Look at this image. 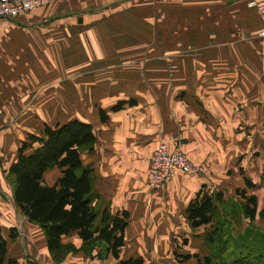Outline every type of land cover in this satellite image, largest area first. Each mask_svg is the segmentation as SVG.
Wrapping results in <instances>:
<instances>
[{
  "label": "crops",
  "instance_id": "1",
  "mask_svg": "<svg viewBox=\"0 0 264 264\" xmlns=\"http://www.w3.org/2000/svg\"><path fill=\"white\" fill-rule=\"evenodd\" d=\"M126 1L52 0L42 10L22 14L16 19H0V228L8 242L9 256L20 264H120L121 260L138 258L145 264H199L198 259L207 255H204L203 233L208 225L195 229L190 227L185 211L200 188L210 183L209 176L189 178L176 173L158 190L150 188L147 183L149 160L160 140H176L179 147L185 148L193 157L192 149H197L198 155L202 154L197 141L192 142L186 133V142L181 143L180 133L183 134L186 121L165 103L169 100L168 94L164 95L156 88L154 92H148L147 86L141 89L134 87L131 92V84H147L145 62L136 68L139 71L135 72L134 78L130 71L126 75L125 62L118 64L122 65L118 68L124 69L121 71L112 70L113 65L102 67L101 72L95 75L87 76L83 71L92 63L90 56L94 54L84 46V39L90 36V42L94 44L96 36L97 46L94 47H100L102 54L111 53L109 50L114 48L109 40L104 39L108 29H101L98 25L94 28L93 25L89 28L92 34L87 35L89 29H85V25L88 21L107 18L104 12L90 10ZM192 1L186 0V3L192 4ZM229 1L196 0V3L200 2L204 7L206 2L209 9L218 5L219 10L226 11L225 5ZM251 1L234 0L231 5L254 10L259 23L256 10L249 6ZM207 16H210L209 12ZM190 17L185 16L186 23L179 24L176 29L182 30L183 26L187 30L194 28L189 23ZM85 53L88 54L85 56ZM53 68L62 69L60 80L56 81L60 85L55 88L58 91L53 93L49 88L37 99L36 86L52 84ZM104 71L106 73H102ZM248 82L257 85L258 77L250 76ZM249 97L258 100V89H251ZM131 101L136 103L126 104L120 111H112L119 102ZM102 110L106 112V122L101 120ZM57 115L60 118L74 116L60 123H50V118ZM37 116L50 126L75 119L93 126L96 143L92 152L82 154V161L95 172L92 204L100 216L98 223L105 211L112 216L128 214L119 259L109 251L106 243H85L75 232L64 236L62 243L73 245L76 251L68 253L61 262L55 261L42 229L30 223L16 206L7 174L18 160L22 142L29 134H38L33 132L35 125H32ZM250 117L252 126L249 129L259 131V108H251ZM46 124L43 123L42 130ZM221 124L223 122L220 121L219 127ZM21 125L25 128L21 129ZM261 125L260 131L264 132V120ZM256 147L258 149V144L250 146L251 149ZM257 153L253 156L251 152L244 161L247 168H244L243 176L251 182H262L256 193L251 194L256 198L255 217L253 221L244 217V223L264 232V221L259 216V211L264 208V157L259 156V151ZM218 154L217 160L206 158L208 164L218 163L225 167L226 150ZM204 159L205 156L199 161ZM59 177L61 171L55 168L45 174L44 180L52 186ZM259 202L261 209L257 207ZM228 214L223 213L222 216ZM240 216L243 218L242 212ZM12 230L15 234L13 239L10 237ZM182 243L184 245L178 250L177 246ZM185 255L189 259H182L181 256Z\"/></svg>",
  "mask_w": 264,
  "mask_h": 264
},
{
  "label": "rangeland",
  "instance_id": "2",
  "mask_svg": "<svg viewBox=\"0 0 264 264\" xmlns=\"http://www.w3.org/2000/svg\"><path fill=\"white\" fill-rule=\"evenodd\" d=\"M48 1L46 6L33 12L47 8L52 0ZM233 1L230 0L225 5L226 11H224L222 8L219 10L218 5L209 9L206 2L203 7L200 2L196 3V0H193L192 4H187L186 0H128L106 5L105 9L103 6L99 7L103 9L90 10L104 12L107 18L91 20L85 25V29L93 28V25L94 28L98 25L101 29H108L104 39L109 40V44L114 47L109 50L111 53L102 54L100 47H94L97 46L96 36L93 39L94 44L90 42L92 40L90 36L84 39V46L94 51L90 56L92 63L83 70L85 75H95L107 65L115 66L112 70L121 71L124 69L118 68L122 67L118 64L125 62L126 75L130 71L134 78L135 72L139 71L136 68L140 63L145 62L147 84H131V92L134 87L141 89L147 86L148 92H154L156 88L164 95L168 94L169 100L165 103L186 121L183 123L184 132L180 133L181 143L186 142V133L192 142L197 141V146L200 145L198 150L201 149L202 154L198 155L197 149H192L193 157L185 148L181 149L176 140L170 138L160 140L156 148L160 143H165L168 151H180L194 170L192 174L177 171L173 175L181 173L189 178L209 176L210 183L204 185L205 189L208 192H220L224 200H229L230 203H227L223 209V213L228 212L233 215L225 228L228 253H225V250L223 255L214 258L215 251H212L214 246L209 250L204 243V255H210V264H232L234 261L232 257L238 252L239 247L247 249L243 250V255L249 252L248 250H256L255 246H244L241 241H246L249 245L256 244L253 241L264 235V232L251 227V224L248 225L247 222L245 224L244 216L243 218L240 216V206L241 203H245L244 198L256 193V188H260L262 183L258 181L252 183L243 175L244 168H247L244 161L251 152L253 156H257L259 151V156L264 157V132L260 131L264 120V97H262L264 96V44L257 38L260 28L254 10L247 9L246 6L240 8L236 5L232 6ZM208 12L210 16H207ZM189 15L191 16L189 23L194 28L187 30L183 26L182 30H177L176 27L185 24L184 18ZM187 33L189 34L186 35ZM89 34H92L90 29L87 35ZM87 54L85 53V56ZM57 56L59 57V54ZM68 56L69 54L67 58ZM96 56L97 59L94 58ZM238 62H242L241 65H237ZM61 71V68L52 69L51 85L36 86L37 99L49 88H52L53 93L58 91L55 88H59L60 85L56 81L60 80ZM250 76L258 77L257 85L248 82ZM69 87L73 88V86ZM84 87L88 86L84 85ZM251 89H258V100L250 99ZM251 108L253 110L259 108L260 125L257 132L249 129L252 126ZM59 116L50 118V123L70 120L74 115H67L64 118ZM45 121L39 116L35 117L32 124L35 125L33 132L40 134L43 123L46 124ZM220 121L223 124L219 127ZM24 128L25 126L21 125V129ZM251 144L253 146L258 144V149L257 147L251 149ZM225 150V167L218 163L208 164L206 158L217 160L219 151L225 153ZM204 156L205 159L199 161ZM148 171L149 166L147 178ZM260 204L261 202L257 207L261 209ZM209 229L211 225L204 228L203 236ZM242 236L245 238L239 240ZM183 245L184 243L180 244L177 249L180 250ZM254 254L253 252L249 255L254 256ZM203 262L201 261V264ZM252 264H264V261L255 260Z\"/></svg>",
  "mask_w": 264,
  "mask_h": 264
},
{
  "label": "trees",
  "instance_id": "3",
  "mask_svg": "<svg viewBox=\"0 0 264 264\" xmlns=\"http://www.w3.org/2000/svg\"><path fill=\"white\" fill-rule=\"evenodd\" d=\"M131 101L119 102L112 108L113 112L120 111L126 104L134 105ZM106 112L101 111V120L107 121ZM96 143V135L91 124L71 120L55 126L45 125L40 134H29L19 148L18 160L10 167L7 181L13 188L14 202L20 208L27 220L38 225L46 239L48 249L57 262L63 261L71 251H76L73 245H64L62 238L71 233H78L85 243L101 241L119 259V253L124 246V232L127 227L128 214L122 217L112 216L107 211L102 215L93 206V188L95 172L90 165L82 161L84 152H92ZM61 171V177L50 186L45 183V174L53 169ZM241 203L242 215L253 221L256 214V198L245 197ZM229 200H224L220 192H208L204 186L186 207V216L190 227L199 228L211 225V229L203 236L205 246L211 250L214 246V258L220 257L227 251L228 238L225 228L229 225L230 213L223 217L222 212ZM233 213V212H232ZM259 216L264 221V208ZM229 217V218H230ZM247 234V233H246ZM245 236L244 234H242ZM240 237L243 240L245 237ZM11 239L15 238L12 230ZM222 239V242H221ZM253 241V240H251ZM255 246V253L249 255L245 247H239L232 257V264H252V261H264V235H260ZM252 242V243H253ZM210 252V251H209ZM229 255V254H228ZM210 255L198 259V263L210 264ZM189 259V256H181ZM197 257V256H192ZM0 264H20L17 259L11 258L8 253V242L0 228ZM120 264H145L143 259L121 260Z\"/></svg>",
  "mask_w": 264,
  "mask_h": 264
},
{
  "label": "built area",
  "instance_id": "4",
  "mask_svg": "<svg viewBox=\"0 0 264 264\" xmlns=\"http://www.w3.org/2000/svg\"><path fill=\"white\" fill-rule=\"evenodd\" d=\"M48 3V0H0V19H16L22 14L38 10ZM249 6L257 12L260 23L257 37L264 44V0H252ZM177 171L184 174L194 172L183 153L178 150L168 151L167 145L160 143L149 163L148 186L154 190L160 189Z\"/></svg>",
  "mask_w": 264,
  "mask_h": 264
},
{
  "label": "water",
  "instance_id": "5",
  "mask_svg": "<svg viewBox=\"0 0 264 264\" xmlns=\"http://www.w3.org/2000/svg\"><path fill=\"white\" fill-rule=\"evenodd\" d=\"M105 7H107V6H104L103 8H105ZM103 8H100V9H103Z\"/></svg>",
  "mask_w": 264,
  "mask_h": 264
}]
</instances>
